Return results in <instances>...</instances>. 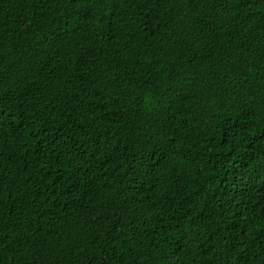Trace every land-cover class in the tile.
Instances as JSON below:
<instances>
[{"label":"trees","instance_id":"1","mask_svg":"<svg viewBox=\"0 0 264 264\" xmlns=\"http://www.w3.org/2000/svg\"><path fill=\"white\" fill-rule=\"evenodd\" d=\"M0 264H264V0H0Z\"/></svg>","mask_w":264,"mask_h":264}]
</instances>
